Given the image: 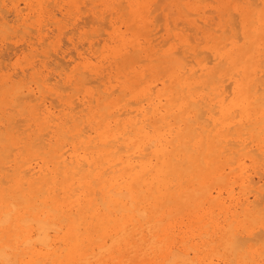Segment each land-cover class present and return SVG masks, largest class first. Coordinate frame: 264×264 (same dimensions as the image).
<instances>
[{"label": "bare ground", "instance_id": "6f19581e", "mask_svg": "<svg viewBox=\"0 0 264 264\" xmlns=\"http://www.w3.org/2000/svg\"><path fill=\"white\" fill-rule=\"evenodd\" d=\"M205 1L2 2L0 264H264V0Z\"/></svg>", "mask_w": 264, "mask_h": 264}, {"label": "rangeland", "instance_id": "374dc122", "mask_svg": "<svg viewBox=\"0 0 264 264\" xmlns=\"http://www.w3.org/2000/svg\"><path fill=\"white\" fill-rule=\"evenodd\" d=\"M5 0H0V9L2 8V2H4ZM13 1H15V2H13ZM17 1V2H16ZM27 0H6V2L8 3H6L5 2V5L6 6H8L9 8L12 6V5H18L19 6V9L22 11V15H23V17L24 18H26V28H24V27H22L23 25H22V22H17L16 21V23L14 22L15 20L13 19V17L11 16V15H8V18L10 19V20H8L7 21V23H8V26H7V29H9V30H11L12 32H13V34H10V33H8V31L9 30H7L6 29V27H5V33H4V36H8L7 38H9L10 37V39L9 40H6L4 43L6 44L4 47L5 48H10L9 50H7V51H5V53H7V54H5L6 56L4 57V58H8L9 56H8V54L10 53H12V49H13V45H14V47H20V45H23V39H22V35H23V31L24 30H27L28 32H32L33 33V30H35V28L36 27H38V25H44V24H46V21H47V23H48V19H49V17L50 16H52V15H55V13H57L56 14V19H58V20H63V22H64V19H62V17H61V14H60V12L59 11H61L60 10V8H58L57 6L56 7H53L52 5H47L48 7H46V10L44 11V13L43 14H40V15H38V14H36V13H30L28 10H26V9H24V3L26 2ZM29 1V0H28ZM88 1V2H87ZM158 0H156V2H157ZM161 1V0H160ZM77 4H78V9H76V10H74V11H72L71 13L73 14V17H78L79 18V20H78V24H79V22H81V21H83L82 23L84 24V25H82V24H79V28L81 29L80 30V32L81 33H87L88 35H90L92 32H94L95 31V29H99V27L97 26V24H93V23H91V22H87V20H90L89 18V14L87 13V10L91 7V4H90V0H77ZM87 2V4H88V6L85 4ZM9 3H10V5H9ZM22 4V5H21ZM21 6V7H20ZM87 6V7H86ZM203 6H207L206 7V10L207 11H209V14L211 13V11L213 10V5L211 4V0H206L205 2H203ZM8 7H6V8H8ZM80 7H82L81 9H80ZM85 7V8H84ZM22 8V9H21ZM84 8V9H83ZM3 9V8H2ZM24 9V10H23ZM85 12H84V11ZM82 12H84V13H82ZM2 13V14H1ZM74 13H77V14H74ZM81 13V14H80ZM0 14H1V16L4 14L5 16H6V14L4 13V11H1L0 10ZM160 15L161 16V18H160V16H159V19L161 20L162 19V15H161V11L160 10H158V11H155V13L153 14V18H154V20H155V15ZM58 15V16H57ZM79 15V16H78ZM5 16H3L4 18H5ZM12 17V18H10V17ZM81 16H82V19H81ZM32 17V18H31ZM61 17V18H60ZM89 17V18H88ZM6 18H7V16H6ZM86 18H88L87 20H86ZM156 18H157V16H156ZM12 19V20H11ZM84 19L86 20V21H84ZM158 19V18H157ZM6 20V19H5ZM43 21V22H42ZM163 21V20H162ZM84 22H87V24L85 25V23ZM156 22H157V20H156ZM155 22V23H156ZM88 23H89V25H88ZM19 24V25H18ZM81 25V26H80ZM158 27H157V31L158 30H160V29H162V31H163V22L162 23H160L159 24V20H158V24H156ZM160 25V26H159ZM19 26V27H18ZM20 26H21V28H20ZM88 27V28H87ZM20 28V29H19ZM27 28H29V29H27ZM160 28V29H159ZM72 29V26H70L68 29H66V30H64V32H65V34H67V32H68V34L67 35H63L61 38H63V40H61V42L62 41H64L63 43H61V45H62V48L66 51V54L67 53H69V52H71L72 53V51H73V53H72V55L74 56L75 55V51H74V49L73 50H71L72 49V45L69 43V41H68V38L69 37H71L72 36V34H70V30ZM7 30V31H6ZM16 30H17V32L19 31H21L18 35L16 34ZM30 30H32V31H30ZM67 31V32H66ZM162 31H160L159 33H158V35H157V37L158 36H160V35H162L163 33H164V31L162 32ZM35 32V31H34ZM55 34H57V31L55 30V32H54ZM99 33H102V31H99ZM11 35V36H10ZM76 35V36H75ZM75 35L74 36H72V38L73 39H75L74 40V42H77L78 40H77V38H78V36H79V33H75ZM15 38V39H14ZM160 40L161 39H159L158 40V42H160ZM7 43H8V45L10 46H8L7 45ZM13 44V45H12ZM84 44H85V46H84ZM68 45H70L69 47H68ZM78 46H80L79 44H77ZM18 47V49H20V48H22V47H20L19 48ZM65 47H68V48H66L65 49ZM81 47V46H80ZM168 47V44L167 45H164V49L165 48H167ZM69 48H70V50H69ZM82 48H84L83 50H81ZM86 48H87V44L84 42L83 43V47H81V48H79V51H81V52H85V50H86ZM96 50L97 51H100L101 50V48L100 47H96ZM70 53V54H71ZM27 54V55H26ZM69 54V56L71 57V55ZM32 53H30L28 50H26L25 51V53H24V50L22 51V52H17L16 51V55L14 56V55H11V57H10V60L8 61L7 60V63H3V62H1V64H0V66H1V68H0V77H4L5 75H8V74H13V73H15L13 70H11L12 68H14V67H17V66H19V67H23V66H25L26 65V63L27 62H29L31 59H32ZM68 58V57H67ZM67 58H66V60H67ZM39 59H42V57L40 58L39 57ZM72 59H76V61H75V63L74 64H76V63H79L80 61H78L77 60V57H76V55L74 56V58L72 57ZM10 62V63H9ZM3 63V64H2ZM93 63H95V60L93 61ZM22 64V65H21ZM3 65V66H2ZM7 65H9V66H7ZM73 64L70 66V67H68L67 68V71H66V74L68 75L69 73H70V71H71V69L73 68ZM4 67V68H3ZM7 67V68H6ZM53 67V66H52ZM52 67H50V69L51 70H53L52 69ZM6 68V69H5ZM3 69H5V70H3ZM9 72H8V71ZM18 70V69H17ZM19 71V70H18ZM17 72V71H16ZM56 73H58V72H56ZM16 80H18V79H16ZM50 83L51 84H53V81H50ZM58 86H60V83L59 84H57ZM56 85V86H57ZM61 85L63 86V84L61 83ZM64 87V86H63ZM62 87V88H63ZM57 88H60V87H57ZM92 88V87H91ZM60 90V89H59ZM64 91V90H63ZM62 91V92H63ZM66 93H68V90L67 91H64L63 92V94H66ZM264 188V187H263Z\"/></svg>", "mask_w": 264, "mask_h": 264}]
</instances>
